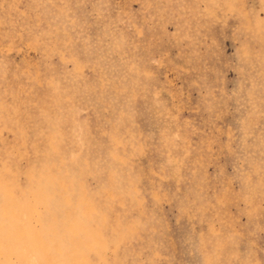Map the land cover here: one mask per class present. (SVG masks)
<instances>
[{"label": "rangeland", "instance_id": "obj_1", "mask_svg": "<svg viewBox=\"0 0 264 264\" xmlns=\"http://www.w3.org/2000/svg\"><path fill=\"white\" fill-rule=\"evenodd\" d=\"M0 264H264V0H0Z\"/></svg>", "mask_w": 264, "mask_h": 264}]
</instances>
